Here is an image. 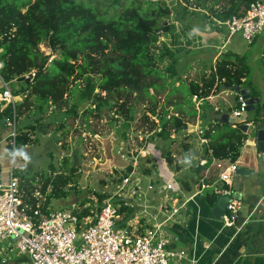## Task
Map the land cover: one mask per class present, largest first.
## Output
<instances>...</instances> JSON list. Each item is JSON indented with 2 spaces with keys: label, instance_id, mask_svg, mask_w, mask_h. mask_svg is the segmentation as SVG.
I'll use <instances>...</instances> for the list:
<instances>
[{
  "label": "trees",
  "instance_id": "obj_1",
  "mask_svg": "<svg viewBox=\"0 0 264 264\" xmlns=\"http://www.w3.org/2000/svg\"><path fill=\"white\" fill-rule=\"evenodd\" d=\"M257 1L225 0L219 7L220 0L211 6L206 4L207 0H182V3L187 9L194 7L190 12L193 16H199L196 10L207 8L203 12L205 22L212 30L221 32L224 29L218 27L216 20L242 16ZM173 14L166 0H0V57L5 61L2 73L12 87L15 84L13 93L24 95L17 107L18 114L36 105L74 116L79 107L76 98L93 97L97 107H107L132 121L137 102H146L141 117L152 137L145 139L143 147L152 140H164L163 155L179 171L183 162L190 159L191 142L179 143L174 135L196 123L200 113L196 102L202 100L204 118L213 119L205 124L203 132L213 156L237 162L247 134L221 119L222 114H230L231 110L218 108L207 112V102L211 96L236 87L250 88L252 96L259 97L251 85L247 56L226 50L218 54L208 71L202 70L200 78L185 79L178 68L180 53L185 48L172 47L162 39L163 33L170 34L174 29ZM262 58L264 62V54ZM32 72L35 76L31 78ZM239 106L237 98L236 107ZM255 110L256 116L249 121L264 123V115L260 116L264 104L259 102ZM10 111L0 108V117L5 119ZM39 127L40 121L36 119L19 129L16 146L33 145ZM8 146L13 150L11 143ZM206 155L207 162L199 164L196 171L202 176L209 172V181L213 182L218 179V170L212 165L208 148ZM67 160L63 161L65 165ZM153 162L152 168L145 169L148 175L156 170ZM69 180L62 173L44 179L40 191L46 198L41 201L33 193L32 183L20 179L22 197L33 207L39 203L46 209L54 199L67 197L65 188ZM187 184L183 185L190 189ZM49 187L52 189L47 194ZM104 198V194L98 195L100 204ZM217 200V195H207L211 206ZM88 203L91 206L84 208ZM93 206L90 199L72 210L82 219L91 213ZM121 210L130 215L135 209Z\"/></svg>",
  "mask_w": 264,
  "mask_h": 264
},
{
  "label": "built area",
  "instance_id": "obj_2",
  "mask_svg": "<svg viewBox=\"0 0 264 264\" xmlns=\"http://www.w3.org/2000/svg\"><path fill=\"white\" fill-rule=\"evenodd\" d=\"M216 21L218 27L224 29L217 31L223 39L218 54L224 52L235 35L253 44L264 35V0L252 3L242 16ZM4 68L5 61L0 57V108L11 109L4 121L12 128L10 143L15 151L20 97L13 93L11 83L4 79ZM29 76L34 77L35 72ZM201 102H196L200 113L193 125L194 133L199 143L208 148L212 165L218 170V179L209 184L207 172L201 179L199 189L185 197L184 186L176 171L168 164L161 150L156 149L154 143H148L141 154L152 155L156 162V185L151 182L142 188L139 184H131L135 174L132 171L131 176L123 178L118 191L105 196L101 204L93 196L91 213L80 219L72 209H42L39 203L35 207L28 204L22 197L20 179L14 174V166L10 167L7 179L0 166V253L6 257L12 252L26 254L32 264H181L189 255L183 249L172 247L173 237L168 226L177 220L196 195L209 187L218 198L230 197L222 222L225 227H234L239 231L251 215L239 224L242 201L233 196V179L237 176L238 166L236 162L213 156L209 140L203 136L207 126L201 125ZM239 102L240 106L231 115L241 116L245 111V99L241 95ZM247 124L249 128L259 125L249 120ZM144 188L161 194V197L148 200L138 210L134 208L136 211L130 215L126 210H121L123 207H135L132 200ZM90 206L88 203L84 208Z\"/></svg>",
  "mask_w": 264,
  "mask_h": 264
},
{
  "label": "rangeland",
  "instance_id": "obj_3",
  "mask_svg": "<svg viewBox=\"0 0 264 264\" xmlns=\"http://www.w3.org/2000/svg\"><path fill=\"white\" fill-rule=\"evenodd\" d=\"M166 1L170 5L172 12H174V17L177 14H188L195 10L194 7L187 9L182 0ZM216 1L207 0L206 4L211 6ZM224 3L225 0H220L217 6H222ZM205 9L207 11V8ZM196 11L199 16L195 17H200L198 19L202 20V29L211 33L215 31L209 28V25L204 20L203 15L206 11ZM205 26L206 28H204ZM185 40L190 43L191 38L187 36ZM179 42H182L181 39L176 40V44H183V42L181 44ZM41 48L45 50L44 45H41ZM229 48L235 51H245L247 62L251 67V85L255 93L260 97H258L260 99L259 102L264 104V62L262 58L264 39H258L253 44L244 42L243 45L237 39H234L230 43ZM208 51L201 48L190 52L185 48L180 53L181 61L178 68L185 79L194 80L200 78L203 73L202 70L208 71L210 64L212 61L215 62L218 56V53L212 55ZM13 87H15V84ZM239 88L224 90L215 99L212 100L210 98L207 102V112L219 105L220 109L231 110L230 114H232V111L236 109L237 98L239 100L240 97ZM23 100L24 95L21 94L17 107ZM75 101H79V107L77 114L74 116H70L67 111H53L51 108L41 109L36 105L26 110L24 114H18V132L22 127L34 123L36 119L40 121L35 143L29 146L17 145L15 149V151L22 150L26 153L28 160L20 156L13 158L14 148L12 150L9 146L7 147L10 144L12 128L6 124L8 135L5 136L0 131V166L2 173L7 175L13 165L14 174L22 182L30 181L34 188L33 193L41 201L46 198L40 191L44 179H52L59 173L69 176L70 183L65 188L67 197L60 200L54 199L50 206L52 208L74 209L79 207V204L84 201L91 199L92 202L93 196L98 198L99 194H104L105 196L113 194L122 185L123 178L131 176L132 171H135V174L131 178V184H139L142 188L151 182L156 185L155 173L152 172L151 175L145 173L146 168H152L154 159L150 154H141L144 151L145 147L143 145L148 140L147 138L152 137V134L147 131L148 124L141 117L142 112L147 107V103L137 102L135 119L126 121L120 115L108 110L107 107H97L94 104L93 97L87 99L77 97ZM201 110V125L205 126L206 123L213 122V119L209 120L208 116L204 118L205 109L203 110V103L201 104ZM100 115L101 117H98ZM263 115L264 112L261 111L260 116ZM254 116H256V110L250 111L249 118L253 119ZM107 117H110V119H107ZM193 125L194 123L186 131L174 135L179 140V143L189 140L192 142L190 159L183 162L182 170H175L182 184L189 182L190 179H193L194 183H199L202 177V174L198 173V170L194 167L196 160L200 158L197 152V147H200V143L194 133L195 127ZM6 127L4 129L7 130ZM246 134L247 138L240 149L237 165H243L247 162L257 165L258 162H261V156L258 157L254 131L249 129ZM149 143H154L156 149H162L165 145V141L162 139H155ZM9 149L11 152H9ZM65 158L68 159L67 165L63 163ZM72 167L74 170L71 169ZM51 189L52 187H49L47 194L50 193ZM157 197L159 199L161 194L144 188L142 193L133 198L132 202L135 205L133 208L138 210L148 200L156 199ZM146 215L149 216L148 214Z\"/></svg>",
  "mask_w": 264,
  "mask_h": 264
},
{
  "label": "crops",
  "instance_id": "obj_4",
  "mask_svg": "<svg viewBox=\"0 0 264 264\" xmlns=\"http://www.w3.org/2000/svg\"><path fill=\"white\" fill-rule=\"evenodd\" d=\"M184 14L175 16L173 31L170 34L163 33L162 39L172 47L187 48L190 52L204 48L206 51L209 50L208 52L212 55L219 53V48L223 43L222 36L217 31L211 33L208 30H203L202 20L198 19L200 17L197 18L190 13ZM187 36L191 38L190 43L186 40L184 41ZM178 39H181L183 44H181L182 42H179L181 45L176 44ZM234 39H237L242 45L244 42L247 43L240 35H235L230 39L224 51L231 50L245 55V51H235L229 48L230 43ZM258 39H264V35L255 41ZM218 95L210 98L213 100ZM216 106V110L220 109L219 105ZM4 127H6V123L4 119H1L0 131L7 136L8 128L6 127V130ZM188 142L191 141L189 140ZM197 148L200 158L196 160L195 168L208 160L206 146L200 144V147ZM259 156L261 155L258 152ZM260 160L261 162H258L257 165L250 162L237 165L236 162L237 169L246 168L253 170L252 174L246 176L237 175L233 179V191L240 194L242 201L239 224L244 223L251 215L250 219L239 231L234 227H225L222 221L214 217L213 206L207 201V195L214 194L211 187L196 195L187 208L181 211L177 220L168 226L169 232L173 237L171 241L172 247L183 249L189 255V258L181 264H264V160L262 156ZM8 173L7 175L3 174L5 179L8 178ZM209 180L211 179H208L211 184L212 181ZM200 182L194 183L193 179L186 182L188 183L187 185H190V189H186L185 185H183L185 189L184 196L193 195L199 189ZM0 264H32V262L28 255L12 252L7 257L0 253Z\"/></svg>",
  "mask_w": 264,
  "mask_h": 264
},
{
  "label": "water",
  "instance_id": "obj_5",
  "mask_svg": "<svg viewBox=\"0 0 264 264\" xmlns=\"http://www.w3.org/2000/svg\"><path fill=\"white\" fill-rule=\"evenodd\" d=\"M238 91L239 94L245 99V104H246L245 111L242 113L241 116H235L228 113H224L222 114L221 119L225 122H229L239 127L245 133L248 132V129L253 130L255 134V139L257 141L258 152L263 157L264 160V123H260L258 127L254 126L252 128H249L247 124L249 120V112L254 111L256 109V105L259 103L260 99L258 97L252 96V92L250 88L240 87ZM107 119H110V117H107ZM252 173L253 170H248L246 168L237 169V175L246 176ZM233 196L241 199L240 194L237 192H234ZM229 198H230L229 196L219 197L216 204L213 206L212 212L217 220L220 221L223 220V216L225 214V210L229 202Z\"/></svg>",
  "mask_w": 264,
  "mask_h": 264
},
{
  "label": "clouds",
  "instance_id": "obj_6",
  "mask_svg": "<svg viewBox=\"0 0 264 264\" xmlns=\"http://www.w3.org/2000/svg\"><path fill=\"white\" fill-rule=\"evenodd\" d=\"M13 158H15L16 156H20L23 157V159L28 160V156L26 153H24L22 150H18L12 153Z\"/></svg>",
  "mask_w": 264,
  "mask_h": 264
}]
</instances>
